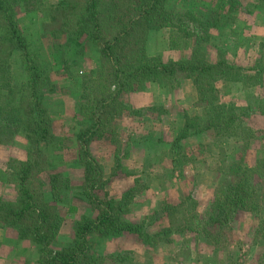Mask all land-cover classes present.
<instances>
[{
	"label": "rangeland",
	"instance_id": "rangeland-1",
	"mask_svg": "<svg viewBox=\"0 0 264 264\" xmlns=\"http://www.w3.org/2000/svg\"><path fill=\"white\" fill-rule=\"evenodd\" d=\"M60 3L61 0H41L37 11L19 12L15 22L32 58L42 64L49 79L50 91L44 102L54 138L41 147L46 169L38 181L49 197L52 173L62 172L69 178L72 189L64 203L57 206L61 219L58 243L66 246L71 242L73 222L82 215H95L79 195L83 172L76 164L79 144L75 135L77 120L81 119L80 77L90 72L97 74L101 59L91 42L70 38L76 48L65 46L68 38L59 32L64 12L55 9ZM235 3L236 9L233 7L234 11L228 13L231 6L227 0H166V10L172 13L174 25L171 29L150 30L145 50L148 56L161 57L163 62L198 58L206 64L222 61L239 70L249 82L220 81L214 86L217 103L243 112L239 117L242 130L236 137L220 136L214 129H197L192 139L179 140L180 148L170 150L179 138L186 115L206 124L197 104L194 82L186 78L175 89L145 84L140 91L117 95L116 102L121 104L117 113L121 115L112 122L116 135L110 138L107 134L90 143V152L103 167L107 180L104 190L109 197L119 199L138 183L136 180L145 186L136 195L126 219L143 224L155 236V241L146 246L128 234L95 241L93 252L103 257L101 264H264V168L260 170L264 166V1L235 0ZM75 12L71 9L67 16L73 17ZM198 16H204L203 27H195L190 19ZM54 17L56 21L52 22ZM198 28H203L202 33L197 32ZM53 31L57 34L54 38ZM169 37L179 38L172 43L176 48L170 49ZM19 54L14 52L10 61L15 85L24 78ZM129 93L133 94V101L136 95L138 101L149 102L148 106L137 109L130 105ZM116 154L125 171L114 173ZM183 156L179 165L172 162ZM27 159L23 136L6 137L0 133L1 200L15 201V184L10 173ZM235 162L253 171L247 176L250 179L247 194L256 197L252 204H257L256 208L239 210L224 218L221 225L214 224L220 233L217 236L216 228H210L208 231L216 238L208 239L204 230H200L203 220L197 218L204 219V223L208 220L204 216L211 211L216 190L225 186V172ZM124 172H137L134 182L126 181ZM99 194L103 196L102 192ZM117 253L123 262L119 258L109 259ZM0 264H39L37 249L30 241L19 240L13 229L0 228Z\"/></svg>",
	"mask_w": 264,
	"mask_h": 264
},
{
	"label": "trees",
	"instance_id": "trees-1",
	"mask_svg": "<svg viewBox=\"0 0 264 264\" xmlns=\"http://www.w3.org/2000/svg\"><path fill=\"white\" fill-rule=\"evenodd\" d=\"M65 1L61 0L55 8L56 12H64L62 16L65 20L59 32L65 33L68 38L65 46L76 48L70 38L91 42L90 45L101 59L97 74L90 72L80 77L78 116L81 119L77 120L78 131L75 135L79 144L76 164L83 172L79 195L95 215H82L74 221L71 242L66 246L58 243L61 219L57 206L64 203L67 192L72 188L68 176L62 172L50 175L49 197L38 181L40 173L46 169L41 147L49 145L54 138L49 111L44 102L45 95L50 91L49 79L45 76L42 64L32 58L15 22L19 12L30 14L37 11L41 0H0V133L6 137L11 134L23 136L28 150V159L10 173V179L15 184V201L0 199V228L13 229L19 240L30 241L35 245L39 264H101L103 257L93 252L97 240L117 239L128 234L135 236L145 246L155 241V236L143 224L126 219L135 205L136 195L145 186L136 180L138 183L119 199L109 197L104 190L107 180L103 167L89 150L93 140L103 139L107 134L110 138L116 135L112 122L121 115L117 113V106L121 104H117L116 96L140 91L145 84H162L175 89L181 79L191 78L197 93V104L201 106L206 124L204 122L202 125L201 120L186 115L185 124L178 133L179 138L170 148L177 150L180 148L179 140L192 137L197 129H214L220 136L236 137L242 130L239 117L243 112L234 106L218 104L214 86L220 81L249 80L239 70L222 61L206 64L195 58L163 62L161 57L148 56L145 50L147 33L160 27L171 29L174 25L172 13L166 10V0ZM227 2L231 6L228 13H231L236 6L235 0ZM71 9L76 12L73 17H68ZM203 18L198 16L190 19L195 27H203ZM51 20L55 22L56 18ZM202 29L198 28L197 32L202 33ZM51 35L54 38L57 34L53 31ZM177 40L179 38L174 40L169 37L170 49L176 48L172 43ZM14 52L20 53L24 74L19 85L13 84L10 74V61ZM74 53L76 55V51ZM183 159L184 156L175 157L172 162L179 165ZM263 168L262 165L260 170ZM121 170L124 168L117 155L113 171L117 173ZM252 172L235 162L225 172V186L216 190L211 211L204 216L208 220L205 219L204 223V219L194 217L203 220L200 230H204L208 239L216 238L215 234L208 231L210 228H216L217 236L220 233L214 224L221 225V221L230 214L251 208L256 197L247 194L250 188L247 176ZM124 173L125 176L136 178L131 172ZM99 192L103 193L102 197ZM256 205L252 206L251 211L255 210ZM121 257L117 253L109 259L117 261L116 258H119L123 262Z\"/></svg>",
	"mask_w": 264,
	"mask_h": 264
},
{
	"label": "crops",
	"instance_id": "crops-1",
	"mask_svg": "<svg viewBox=\"0 0 264 264\" xmlns=\"http://www.w3.org/2000/svg\"><path fill=\"white\" fill-rule=\"evenodd\" d=\"M129 94H131V93H129ZM129 94H126V95H129ZM132 95L133 94H131L130 95V97H131V99H132ZM134 97H135V100L133 101V99H132V101L131 102H129V104L130 105H132L133 107H135V108H137V109H139V108H143V107H146V106H148V103L147 104H145V101L143 102V101H138V97L136 96V95H134ZM144 97V96H143ZM149 101V100H148ZM145 105V106H144ZM79 120V119H78ZM190 139H192V138H190ZM134 173H136L137 174V172H134ZM133 173V174H134ZM127 180L126 181H128V182H134V180H135V177L134 176H126L125 177ZM132 180V181H131Z\"/></svg>",
	"mask_w": 264,
	"mask_h": 264
}]
</instances>
